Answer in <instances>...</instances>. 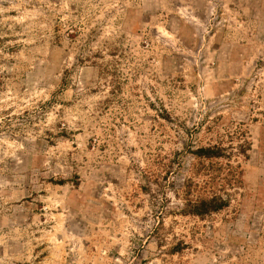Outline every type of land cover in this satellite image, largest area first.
<instances>
[{
    "label": "rangeland",
    "instance_id": "obj_1",
    "mask_svg": "<svg viewBox=\"0 0 264 264\" xmlns=\"http://www.w3.org/2000/svg\"><path fill=\"white\" fill-rule=\"evenodd\" d=\"M0 264H264V0H0Z\"/></svg>",
    "mask_w": 264,
    "mask_h": 264
},
{
    "label": "trees",
    "instance_id": "obj_2",
    "mask_svg": "<svg viewBox=\"0 0 264 264\" xmlns=\"http://www.w3.org/2000/svg\"><path fill=\"white\" fill-rule=\"evenodd\" d=\"M202 153H199L200 157L204 158H213L214 154H210V150H202ZM229 204V201L223 200L220 197H213L209 200H200L196 204L193 205V209L190 211L193 215L202 216L208 213L216 212L224 209Z\"/></svg>",
    "mask_w": 264,
    "mask_h": 264
}]
</instances>
